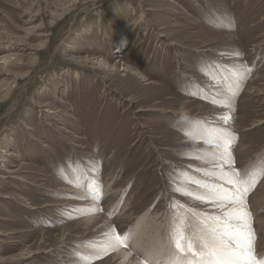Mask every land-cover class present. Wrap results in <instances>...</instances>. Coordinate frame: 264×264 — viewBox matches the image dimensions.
<instances>
[{"label":"rangeland","instance_id":"374dc122","mask_svg":"<svg viewBox=\"0 0 264 264\" xmlns=\"http://www.w3.org/2000/svg\"><path fill=\"white\" fill-rule=\"evenodd\" d=\"M173 1L0 0V59L12 56L0 62V264H149L147 249L128 245L139 219H153L148 238L165 246L174 214L185 216L186 234L194 231L186 209L197 202L180 198L185 179L198 169L210 173L205 183L219 185L216 171L229 164L207 153L219 149L206 142L209 133L185 135L178 127L180 119L199 123L209 108L200 105L209 100L203 93L188 90L192 78L216 82L230 94L229 115L206 122L208 129L229 126L232 167L242 176L264 168V0ZM221 10L228 23L209 17ZM221 69L227 71L222 77ZM230 78L238 80L235 89L227 85ZM182 146L208 154L213 168L201 170L198 158L183 164L175 179L171 165L192 156L159 149ZM65 167L88 174L102 189L87 199L66 195L72 182ZM248 187L244 197L252 207L256 189L264 195V175ZM262 198L259 212H248L263 224ZM88 200L97 205L95 217L127 234L121 247L134 260H117L113 247L95 256L76 254L79 241L98 232H85L78 224L84 215L69 205ZM59 203L71 204L49 206ZM95 241L85 247H97Z\"/></svg>","mask_w":264,"mask_h":264},{"label":"bare ground","instance_id":"6f19581e","mask_svg":"<svg viewBox=\"0 0 264 264\" xmlns=\"http://www.w3.org/2000/svg\"><path fill=\"white\" fill-rule=\"evenodd\" d=\"M163 1H165L167 3H173L174 2L173 0H163ZM216 12H217V14L215 16L214 15H210V14H213L214 13L213 12V13L209 14V17H211L213 20H216V19L219 20L220 19L221 24L222 23L225 24V23L229 22V18L226 15V11L221 10V11H216ZM109 51L112 52V54L116 53L112 49L109 50ZM109 55H111V53H109ZM11 58H12V56H9V55H7L5 53V54H3L1 56L0 62L5 63ZM216 63H220V61H215V64ZM209 68L213 70V69H216L217 67H215V66L212 67L211 66ZM179 71H180V69H179ZM221 71H222V69L219 70V71H216V72H218L220 77H222L223 74H225V73L227 74V71L225 69H223V73ZM177 73H178V70H177ZM180 74H181V76H184V78H190V76H191L190 73H184V72H182V70L180 71ZM191 80H193V82H195V83H190L191 85L187 86L188 90L191 91V92H195L197 94L198 93H203L204 96L206 98H208L209 100H207V102L204 101V100H201L200 101V105L203 108H205V107H209V108H208V111H205L204 113H201V117H199V119H201V121L199 123L195 124L194 121H193V123H190L189 119H185V120L184 119H180V120L178 119L179 122H181V126H178V127H184L187 132H191V133H194V134L195 133H197V134L201 133L202 136L206 137V135L209 133L208 132V127H210V126H207L208 123L206 121L207 120H211V123H212V121L215 119V117H217L218 119H220V118L223 119L224 117L229 115V111L232 110V107L234 105L232 104L231 99H229L230 94L223 87H219L218 83L217 84H216V82L215 83H211V81L209 83H203V82L199 83L197 81V79H195V78H192ZM223 82H225V80ZM149 85L157 87L160 84H158V83H151L150 84L149 83ZM215 85H217V86H215ZM227 85L229 86V89H231L233 87H234L233 89H235V87H238L239 83H238V80L236 81L233 78H230V80L228 81ZM210 86H212V87H210ZM213 99H216V100L224 103V105H221V103H218V104L212 103ZM192 102L193 101H190L188 103H192ZM209 102H211L212 104L209 105ZM207 103H208V105H207ZM138 111H142V109H140ZM218 119H216V120H218ZM258 126H260V125H258ZM228 128H229V126H225V125H223V126L221 125L220 126V125H218L217 130H218V133H219L221 138H223V139L227 138L228 139V136L225 133L227 131H224V129H228ZM186 131H184V133ZM208 137H209V135H208ZM187 139L188 138H186V137H182L181 140H187ZM202 143L203 142L201 141L199 143V145H198V146H200V149L203 148V144ZM159 150L168 151V152L181 151V152L188 153L190 156H192V157L187 158V160H183L181 163H179V164H182V165H179V164L171 165V168H173L172 175L175 177V179L180 177V174H179L180 171L179 170H185V169H182L183 168V164H185L187 166L193 165V164H195L198 161V158L201 159L200 161H198V163L201 165V166H199V168H201V170L204 169V167H209V168L212 169L213 166H214V165H211L212 161H211V159H208L209 158L208 154L202 156L200 152L194 151V150H196V148H190V147H187V146H182V147H177V148H174V147L173 148L172 147H169V148L160 147ZM211 152H216L217 155H219L221 157V154L224 152V147L223 146H219V149H215L213 147H210L207 150V153H211ZM195 153H197V154H195ZM201 156L203 158H201ZM170 163L171 162H169V161L165 162L163 164V166L164 165H168L169 166ZM90 168H92V166ZM222 170H224V171L219 172L220 170L218 169V171H216V175L220 176L221 173L230 172V171H228V170H230L229 168H224ZM198 171H199L198 169L193 170V172L191 171V175H193V176H190L189 178H191V180H197V181H202V182H205L204 180H208L207 179L208 178L207 175L200 174V172L198 173ZM6 172H9V171H6ZM62 173L63 174L65 173L64 176L67 177V181L68 182H72V185H68L67 186L65 184V186H67V188H66L67 191H65V194L69 195L71 197H74L75 199H83V198L87 199L86 198V194H88L89 196H93L94 197L95 196L94 193L97 190L100 191L102 189V185H101V183L99 181L92 180V178H90L91 176H89L88 174H86L84 172L83 173L82 172L81 173H77L76 171H71L69 168L65 167V170ZM197 177H200L201 179H199ZM182 178H184V177H182ZM189 178L185 179V182H186L185 183L186 185L184 186L185 190H189V189H191V190L192 189H200V190L198 191V193H195L192 196H188V195H186V196L183 195L182 196V195H180V198H182L183 200L184 199L185 200H190L191 199V200H194L193 201L194 203H195V201L197 202V203H195V205H197L196 208L187 206L186 211L188 213H190L188 210H193L196 213H203V214H205L207 216L221 215L222 212L225 209H221L220 207L216 206L212 202H199V200H196L195 198H192L195 195L211 196V195H214V193H212L207 188L201 187L199 184H196V183L192 184L191 182L187 181V180H189ZM176 182H179V181H176ZM180 183L181 182H179V184ZM108 184H107V186H108ZM218 184L219 185L220 184L224 185L223 188H225V189H227L229 191H235L234 186L232 184L225 183L223 179H220L218 181ZM78 185L80 186V188H77ZM194 185H196V186H194ZM259 186H261V185L259 184ZM248 190H251V189H249V187H248ZM257 191H258V189H256V192ZM256 192L252 195V197L253 196H257V198L255 199V203L253 204L252 207L250 205L251 203L249 204L250 206L247 204L246 197H244V196H246L245 193H243L244 195L242 194L243 195V199H244V206L247 208V210H248V207H249L250 208L249 211L251 212V210H252L253 214L254 213L257 214L259 212L260 207H262L261 206V198L264 196V195L262 196V194H257L259 192H257V193ZM262 199H264V197ZM74 202H76V201H74ZM94 202L95 201H89L88 200L85 203H81L80 202V203H74L72 205H69L71 203H59V204H56V205H49L50 207L68 206V205H69V207L70 206H77L78 207L76 209L77 213L84 215V218L78 221L79 226L80 225L84 226L85 230H86L85 232L88 231V234L93 232L94 230L96 232H98L97 237H99V238H97L96 236L93 235L90 238H88V240L79 241V245H80V243L82 245H81V248L79 250L78 249H74V251L77 252L76 254H81V255H86V256H92V255L95 256L97 254L104 253V252L108 251L110 248L113 247V246H108L109 242H108L107 238L104 235L105 233L110 231V228H111L110 225H109L110 223L107 222L106 220H102V219H100L98 217H95L93 212H95V209H97L96 208L97 205H95ZM92 203H94V204H92ZM231 207H233V205H226V208H231ZM67 212L70 213V211H67ZM72 213L75 214L74 212H72ZM89 213H92V215H88ZM250 215H249V219H248V224H249V227H250V231L252 232V234L254 236V240H257V241H255V243L259 244L258 246H256L257 249H255V253L257 254V257H264L263 256L264 255V223L263 224L261 222L260 223H255L254 221L251 220ZM138 222H139V224L136 225L135 229L130 231V236H129L130 237V243H128L129 247L134 244L136 248L147 249L148 252H144V254H145L144 256L146 257L145 260L148 261L149 264H151V263L152 264L153 263L156 264L157 261H159L160 264H164V262L167 259H170L171 256H172V253H173L172 247L169 246V245H166V246L163 245L162 242L160 241V239H157L156 236H153L152 239L148 238L149 237V233L151 231V228L150 227L148 228L147 224L155 225V224H153L154 223L153 219L150 218L148 220V222H147V219L141 218V219L138 220ZM262 222H264V221H262ZM256 224H260V225H256ZM192 225H193L192 227H194L195 230H197L196 227L198 229L200 228V224H199V222L196 219H195V225L194 224H192ZM254 225L257 226L258 230L254 227ZM154 231H155V233H158V230L156 228L154 229ZM256 234H258V236ZM255 236H257L259 238H255ZM94 240H96L95 241L96 242L95 246H97V247H92V246H91L92 248L85 247V245L88 244V242L94 241ZM150 245H152V247ZM121 246L122 245L113 247L116 250L114 257L117 260L124 261V263H125V260H127V261L130 260V259L134 260L132 255L131 254L129 255L128 253H126L124 251V249H122ZM73 257H76V256L73 255ZM120 264H122V262ZM131 264H132V262H131Z\"/></svg>","mask_w":264,"mask_h":264},{"label":"snow or ice","instance_id":"6c2138e0","mask_svg":"<svg viewBox=\"0 0 264 264\" xmlns=\"http://www.w3.org/2000/svg\"><path fill=\"white\" fill-rule=\"evenodd\" d=\"M209 23L213 22L209 21ZM216 23L221 22L217 20ZM190 94L195 95V93ZM212 103L221 102L213 99ZM208 132L209 137L206 142H216L218 146L223 145L224 152L221 154V159L228 163L230 168V172L221 173L218 178L223 179L227 184H232L235 191H229L221 185L207 184L189 178L190 182L199 184L214 193L211 196L196 195L195 199L202 202L211 200L213 204L225 210L217 216H207L188 210L200 224L199 229L188 234H186V229L189 225L186 223L185 216L174 214L168 233L173 253L164 264H264V257H257L255 253L254 236L248 224L250 213L244 206L242 195L247 192L250 184H255L257 175H264V168L253 169L247 175L242 176L237 169L232 167L233 161L227 151L228 139H221L217 129L209 128ZM185 135H190V133L186 131ZM205 174L210 175V173ZM174 190L182 191L179 187ZM183 194L194 195L187 190H183ZM226 205H233V207L226 208ZM104 235L109 242L108 246H126L127 234L121 236L112 228ZM81 259L86 258L81 257ZM156 264L160 262L157 261Z\"/></svg>","mask_w":264,"mask_h":264}]
</instances>
